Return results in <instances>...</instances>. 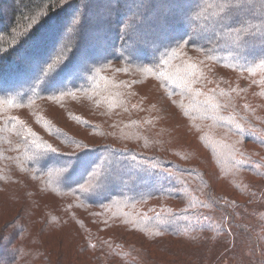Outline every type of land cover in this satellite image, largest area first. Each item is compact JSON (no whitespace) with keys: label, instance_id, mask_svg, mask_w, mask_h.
I'll return each mask as SVG.
<instances>
[{"label":"trees","instance_id":"trees-1","mask_svg":"<svg viewBox=\"0 0 264 264\" xmlns=\"http://www.w3.org/2000/svg\"><path fill=\"white\" fill-rule=\"evenodd\" d=\"M96 1L0 0V172L4 169L21 172L42 190L62 195L74 206L80 207L79 215L72 209L70 213L73 218L81 220L79 226L84 240L88 242L87 237L94 242L88 247L99 250L105 257V263L109 257H113L111 255L122 253L123 248L122 241L108 234L111 229L108 217L121 221L124 228L120 229L155 238L186 237L192 241L204 233L214 236L223 233L228 238L241 233L249 239L247 243L251 244L252 236L257 237L256 233L264 226V103L258 98H263L264 94V0H243L242 9L239 10L235 7L226 8V0H195L182 10L184 16L178 13L163 15L162 9L153 18L157 25L167 28L168 34L165 35V41H156L154 38L159 32L155 34L150 31L149 46L141 58L136 57V50L128 47L136 37L134 26L139 21L150 19L148 10L153 3L167 2L175 6L183 1L103 0L113 4L108 12L119 11L114 15L92 7ZM126 3L132 7H125ZM4 7H7L6 11ZM67 17L73 19V25H67V28H71L70 32L61 36L57 42L61 23ZM92 20L103 27H109L103 33H98L94 37L95 41L108 38L109 31L113 33L106 41L108 50L105 54L97 50L95 54L91 52L92 39L84 37L86 29L83 26ZM111 25L115 26L112 28ZM137 35L138 39L142 34ZM78 46H84L86 49L83 54L89 55L91 59L83 65L80 73L72 76L75 77L73 79L70 77L73 73L71 66L77 62ZM96 55L100 58L93 60ZM181 58L222 65L221 68L229 70L232 75L230 78L221 73L222 81H219L214 68L212 74L213 79H216L212 84L214 90L211 91L223 96L218 102L219 107H227L231 101L229 97L234 96L232 92L237 94L234 100L237 106L230 104L231 111L227 108L221 110L234 122L235 128H231L229 121L226 126L241 141L256 145L259 149L256 153H260V156L252 154L246 147L242 148L236 143L238 153L234 152L236 156L233 162L237 164L234 171H237L236 168L241 169L262 179L258 187L243 189L238 185L235 193L241 198L230 199L232 194L226 198L210 195L208 178L203 169L196 165H188L138 146H121L112 141L88 143L55 123L54 119L44 113L43 108L38 107L46 101L66 106L69 99L91 103L107 89L128 92L141 77H149L153 73L157 75L163 92H174L166 96L172 103L176 91L186 89L180 77ZM38 60L37 74L24 85L22 78L28 74L30 63ZM64 71L66 73L62 76V84L50 87L47 80ZM236 74L245 76L246 81L236 82ZM16 83V87L7 88ZM236 83L240 84L241 92H234L238 90ZM200 85L202 82L190 85L191 90L203 92ZM249 88L253 89L252 94L256 98L249 104L241 102L245 106L239 107L240 101H243L240 96H245ZM219 90L221 92H217ZM226 92L229 93L227 101ZM200 99L205 103L201 96ZM188 103L192 106L187 107L191 111L188 115L195 117L198 113L194 108L195 103ZM131 107L135 105L124 97L122 108L131 110ZM21 109L28 110L32 121L18 112ZM258 109L261 114L257 112ZM68 116L92 133L101 131L82 114L70 112ZM129 121L137 127L144 124L137 116H132ZM46 133L53 138L52 141L46 138ZM207 138L209 142L210 138ZM57 142L71 149L50 145ZM82 158H88L89 163H76ZM63 168H66L67 175L72 172L78 176L69 179L63 173ZM120 178L125 180L122 185ZM110 183L117 185L108 189L110 191L106 195H97L99 185ZM156 198L160 200L158 205L152 202ZM174 200L181 203L174 204ZM247 214H256L263 220L259 228L252 230V224L247 223L245 218ZM66 217L63 216L59 221H64ZM54 218L55 213L50 218L41 216L34 220V224L37 220L42 229L49 228V219ZM40 230V227L34 228L33 237ZM27 235L28 229L20 222L12 231L6 232V226L0 229V264H95L93 259L88 262L81 260L86 253L81 254L84 252L83 246L76 245L72 239L64 250L59 249L61 242L52 244L47 250L41 241L46 254L39 247V242L31 241V248H26V242L21 245V240L25 241ZM17 239L20 240L14 245ZM261 239L264 242V234L258 238L256 246L264 252ZM218 240L221 241V237L214 241L200 239L193 243L191 252L180 253L173 249L171 252L163 251L164 254L157 257L156 262L218 264L230 252L220 247L221 244L215 247L205 243ZM53 249H56L54 257L57 259L51 257ZM255 256L247 258L244 255L240 263L264 264V259ZM125 262L135 264L129 259Z\"/></svg>","mask_w":264,"mask_h":264},{"label":"rangeland","instance_id":"rangeland-1","mask_svg":"<svg viewBox=\"0 0 264 264\" xmlns=\"http://www.w3.org/2000/svg\"><path fill=\"white\" fill-rule=\"evenodd\" d=\"M182 1L183 3L175 6L173 3L167 4V2L163 4L153 3L148 10L150 19L145 22L139 21L138 25L134 26L133 33H136V37H138L137 33L140 35L142 34V37L140 36L138 39L135 37V39L130 41L128 47L132 50H136L137 58H141L144 50L149 46L150 31L155 32V34L159 32L158 35H155L154 39L156 41H165V35L168 34V30L165 26L163 27L162 25L156 24L153 18L155 14L163 9V15L172 13L183 15L184 12H182V10L195 0ZM84 2L86 3L87 0H84ZM7 3L10 4L9 2ZM112 5V2L97 0L93 3L92 7L107 12L106 14L108 15H114L119 11L113 10L114 12H108V9H110ZM125 7H132V5L126 3ZM4 9L6 11L7 7H4ZM134 10L137 11V8L134 7ZM69 18L70 17H67L62 21V29L58 34L57 42L61 36L70 32L73 19ZM68 24H70L69 28H67ZM113 26L111 25L112 28ZM185 26H187V24H185ZM83 27L86 29L84 37H90L92 39L90 51L94 53V51L97 50V52L100 51V53L105 54L108 50L106 48V41L113 35L112 31L108 32L107 30L108 38H100L95 41L94 37L97 36L98 33H103L105 29H109V27H103L99 25L97 21L93 20ZM180 31L182 32V29H180ZM178 35H180V33H178ZM85 49L84 46L77 47V62L71 66L73 73L70 77L80 73L83 65L91 59L89 55L85 56L83 54ZM193 53L197 54L195 51H193ZM98 58H100V56L96 55L93 60ZM39 63V60L35 63H30L28 74L22 78V83H24V85L28 84V82L32 80V76L34 77V75L37 74L36 71L38 72ZM179 66H181L182 70L180 74L181 81L185 82L186 89L177 90L175 97H172V103H170L166 96H171L174 92H171V94L169 92H163L159 86L160 83L158 82L157 75L153 73V75L149 77H141L140 81L133 84L128 92H120L119 90L108 91L107 89L100 98L95 99L91 103L84 100L76 101V99H69L66 102V106L55 105L46 101L40 103L38 107L39 109L43 108L42 110L44 113L48 117L54 119L55 123L60 124L74 134L75 137H79L88 143L103 144L104 142L112 141L121 146H138L144 150L157 151L160 154L177 159L188 165H196L203 169L208 178L211 189V192H209L210 195L226 198V196L228 197L232 194V196L229 197L230 199L239 198L240 196L235 193L238 185L243 189L252 186L258 187L262 184V179L253 173L245 172L241 169L236 168L237 171H234L235 165L237 166V164L233 162L236 156L234 152L238 153L235 149V144L241 145L242 148L246 147L252 154L256 153L258 147L250 142L241 141L238 139V136L236 137L233 135L226 126V122L229 121L232 124L231 128H235L234 122L229 117H226L221 110L227 108L228 111H231L232 108L230 104L232 106H237L234 104L237 94L232 92L234 96L233 98H231V96L229 97L231 101H229L227 107H219L220 105L218 102L223 96H221V94L212 93L213 91H211L214 90L212 84L216 79H213L212 74L214 68L217 72L219 81H222L220 77L221 73L223 76H230V78H232V75L229 70L221 68L222 65L219 66L209 62L197 60L189 61L181 58L179 60ZM200 69L201 73H198ZM65 73L66 71L47 80L48 85L50 87L61 85L62 76H64ZM236 75V82L242 83L246 81L245 76ZM72 78L74 79L75 77ZM199 82H202L200 88L203 92H193L190 85L194 83L199 84ZM239 83H236V89L238 90L234 92H241ZM16 85L17 83L9 85L7 88H14ZM208 89H210V92H208ZM217 92H221V90ZM252 93H254L253 89L249 88L245 96H240V100L243 101H240L239 107L243 108L245 106L244 103L241 102H247L249 104L256 98V95ZM228 94L229 93L226 92V101L228 100ZM200 96L205 103L201 102ZM124 97L127 98V101L129 100L130 103L134 104L135 107H131V110L122 108ZM258 98L264 103V94L263 98L260 96H258ZM193 101L195 103V111L198 113L195 117H190L188 113H191V111L190 109L187 110V107L191 106L188 102ZM18 112L29 121H32V116L28 110L21 109ZM70 112L82 114L90 119L92 123L100 128V133H92L90 130L72 121L70 116H68ZM257 112L261 114L260 109H258ZM132 116H137L142 119L144 124L138 125L137 127L135 123H130L129 119H131ZM39 130L42 131L41 129ZM45 136L48 140H53V138L49 137V133H46ZM221 136L226 138L223 139ZM207 137L210 138L209 142H207ZM204 142H206V144H204ZM50 145H55L62 149H71L70 147L65 148L58 142ZM232 153L234 154L231 155ZM255 155L260 156V153H256ZM230 161H232V164ZM76 163L87 165L89 160L88 158H82L80 160L78 159ZM62 170L63 173L66 174V168ZM67 176L69 179H73L78 176V174L74 175V173L70 172ZM124 181V179L120 178L121 185L124 184ZM116 185V183L99 185L97 195H106L107 191H110L108 189L114 188ZM31 188H35L36 191L31 190ZM207 189L206 187L205 190L207 191ZM159 201L160 200L156 198L152 202L158 205ZM173 203L180 204L181 202L174 200ZM74 205L75 204L68 198L62 195L42 190L36 182L32 181L21 172L9 171L7 169L0 172V229L6 226V232H9L12 231L19 222L22 223L25 229H28V235L25 241L21 240L20 244L22 245L26 242V248H31L29 244L31 241L39 242V247L44 249L45 253L48 254L46 249L49 250L48 248H51L52 244L61 242L59 249L64 250L69 245L70 239H72L73 243L75 242L76 245L79 244L83 246L84 252L81 254H86L81 258L82 261L88 262L93 259L95 264H128L125 261L129 259L133 260L135 264H162L157 263L156 260H158L157 257L164 254L163 251L171 252V249H173L175 251H180V253L191 252L194 242H198L200 239H203V241H214L217 237H221V241L218 240V242H205L213 246L221 244L220 247L223 249L226 248V251L230 252L222 258L218 264H242L240 261L244 255L247 258L256 255L264 259V252L256 246L258 238L264 234V226L261 227L262 230L256 233L257 237H255V235L252 236L253 240H251V244L247 243L249 239L245 238L241 233H237V235L232 238L226 237V234L223 233H221V236L204 233L203 236L196 238L197 240L191 241L186 237L174 238L171 236H163L155 238L138 232L125 231L120 229L124 228V226L120 224L121 221L108 217L109 226L111 227V229L108 230V234L112 235L116 240L122 241L123 248L119 247L120 249L122 248V253L111 255L113 257H109L108 261L105 263V257L99 253V250L88 247L90 243L94 244V242H91L87 237L86 239H88V242L84 240L81 234V227L79 226L81 220L79 218H73L70 213V209H72L76 210L78 215L80 214L81 208ZM63 207L64 210H62ZM52 213H55V218L53 220L49 219V228L46 227L42 229V225L38 223L37 220L36 224H34L35 219L41 216L50 218ZM20 216H23V218H20ZM63 216L68 217H66L64 221H59ZM123 216L124 215H121V217ZM217 216L220 218V214ZM84 217L87 219L86 216ZM245 218L247 223L252 224V230L259 228L263 221L256 214H247ZM240 219H242V216ZM15 220L17 221L14 222ZM123 221H126V219ZM39 227L41 229L40 232L33 237L34 228ZM228 233L231 232L228 231ZM75 236L76 239L74 238ZM19 240L20 239L14 240L13 244L17 245ZM44 240H47V242ZM41 241L44 242L46 249ZM260 243L264 249V242L262 239ZM204 248L205 246L202 247L201 251ZM54 252H56V249L51 250V257L57 259V257H54ZM173 262L176 264L175 261H171L170 264H173ZM251 263L254 264L255 262Z\"/></svg>","mask_w":264,"mask_h":264},{"label":"snow or ice","instance_id":"snow-or-ice-1","mask_svg":"<svg viewBox=\"0 0 264 264\" xmlns=\"http://www.w3.org/2000/svg\"><path fill=\"white\" fill-rule=\"evenodd\" d=\"M243 6V0H226L225 7L228 9H231L235 7L236 9H242Z\"/></svg>","mask_w":264,"mask_h":264}]
</instances>
